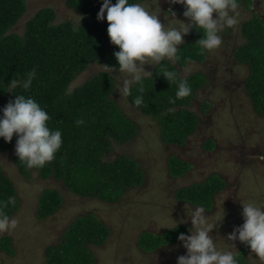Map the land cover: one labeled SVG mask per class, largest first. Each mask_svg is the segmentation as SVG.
Listing matches in <instances>:
<instances>
[{
    "label": "trees",
    "instance_id": "trees-1",
    "mask_svg": "<svg viewBox=\"0 0 264 264\" xmlns=\"http://www.w3.org/2000/svg\"><path fill=\"white\" fill-rule=\"evenodd\" d=\"M102 2L67 0L66 5L80 17L77 22L67 19L55 23L54 9L40 8L25 21L22 32H18L14 27L27 10V3L25 0H0V108L14 100L16 95L33 97L49 113L51 119L48 126L60 129L63 141L55 158L38 169L26 167L16 156L15 134L10 142L0 138V151H14L12 162L26 179L36 172L42 179L52 177L62 181L71 193L81 198L97 197L103 202H118L128 189L145 182L140 163L131 156L118 154L109 160V154L116 155L118 147L136 137L137 125L113 98L114 79L108 73L99 71L86 80L80 79L82 81H78L77 85L74 82L91 64L118 67L113 53L119 48L110 43L108 21L97 19ZM257 16V22L250 18L242 23V40L230 48V53L236 64L245 65L248 70L243 84L251 107L257 114H264V18ZM201 35L195 25L191 27L186 42L178 48L179 59L175 63L163 60L155 66L151 77L143 81L142 93L133 84L130 94L123 97L156 122L160 140L164 144H183L200 123L201 116L190 107L196 100L197 92L203 90L208 73L200 70L181 76L179 68L205 60L207 51L199 54L195 44ZM221 37L224 46L227 38ZM33 69L35 77L31 87L25 90L19 82ZM165 69L174 70L178 77L187 80L192 88L188 97L176 99V84H169L164 78L161 71ZM138 95L143 97L140 105L134 103ZM211 104L203 100L198 109L203 114L202 111ZM78 119L84 123L77 125L75 122ZM213 145L211 139H207L203 148L209 150ZM191 167L189 162L176 154L167 155V176L172 180L183 176ZM224 186V179L211 173L203 180L174 188L173 195L179 201L208 211L213 207L215 194ZM9 197L13 199L3 211L11 217L17 212L20 200L11 178L0 168V200L8 201ZM62 200L57 189L44 187L37 200L38 217L44 219L54 214ZM174 228L179 234H185L187 230L186 225L171 229ZM171 229L161 234L145 231L137 239V245L144 251L155 250L158 242L172 240V235H166L167 230ZM108 236V227L96 214L78 216L55 244L46 246L43 263L95 264L96 258L89 246H102ZM1 237L6 238H3L0 248L12 253L13 250L10 251L8 247L10 237ZM238 243L235 252L237 259L240 264H247L246 252L250 249L244 243Z\"/></svg>",
    "mask_w": 264,
    "mask_h": 264
},
{
    "label": "rangeland",
    "instance_id": "rangeland-1",
    "mask_svg": "<svg viewBox=\"0 0 264 264\" xmlns=\"http://www.w3.org/2000/svg\"><path fill=\"white\" fill-rule=\"evenodd\" d=\"M66 1L25 0L27 10L14 29L22 32L25 21L43 7L54 9L55 23L67 19L77 22L80 18L78 13L69 8ZM253 2L245 0L243 4V0H240L237 23L230 28L225 27L219 33L227 38L226 44L207 51L206 63L187 64L179 68L181 76L200 70L206 72L208 80L213 84H207L203 90L197 92L196 100L190 109L199 114L201 120L196 130L181 145L164 144L160 140L156 122L123 98L124 95L120 94L117 88L122 86L126 77L118 73V67L106 72L114 79L113 98L138 128V133H134H137L136 137L118 147L116 155L109 154V160L118 154H127L140 163L145 178L143 185L128 189L118 202H103L97 197L81 198L71 193L62 181L52 177L42 179L36 172L26 179L18 173L12 162L14 151H0V168L11 178L20 200L17 212L11 217L16 220L15 227L0 233V236H11L8 247L10 251L13 250L8 253L4 248H0V264H44L43 252L46 246L55 244L69 224L76 217L86 213L96 214L109 229L107 241L102 246H89L96 258L95 264H176L177 257L186 254L187 250L178 239L180 234L175 228H171L174 225H186L185 235H190L192 224L189 214L194 207L200 206H191L175 199L173 190L178 186L203 180L211 173L224 179L225 186L215 194L211 210H204L206 221L215 225L209 234L220 247L236 252L239 240L228 239V234L234 227L243 223L240 200L264 204V114H257L253 110L248 96L242 92L243 96L235 94L239 91V82L232 88L228 87L230 80H243L248 72L245 65L231 61L230 53V48L242 40V23L250 18L257 22L255 17H258V14L264 18V0ZM140 3L151 11H160L159 19L164 24L171 19L169 9L176 13L177 19L187 23V18L182 15L183 5L179 3L172 4L170 0H158V4L156 0H143ZM179 20L173 18L172 22L179 24L182 22ZM187 36L188 34L184 36V41ZM101 65L91 64L78 76V80H74L75 85L99 71L105 72ZM155 66L147 63L144 65L152 74ZM223 82H227V85ZM225 89L228 90L227 93L224 92ZM203 100H211L212 106L202 111V114L198 107ZM207 139L219 146L216 152L207 153L212 149L203 148ZM169 154H176L192 166L185 175L175 180L167 176ZM44 187L57 189L63 200L57 212L40 219L36 207ZM222 215V220L218 222ZM166 229H171L167 230L166 235H172V240L158 242L155 250L144 251L137 245L141 233L148 231L161 234ZM3 238L6 237L0 238V247L4 242ZM149 245L153 248V245ZM249 251L246 252L247 264H251ZM252 255L256 258L254 253ZM256 264H259V261H256Z\"/></svg>",
    "mask_w": 264,
    "mask_h": 264
},
{
    "label": "clouds",
    "instance_id": "clouds-1",
    "mask_svg": "<svg viewBox=\"0 0 264 264\" xmlns=\"http://www.w3.org/2000/svg\"><path fill=\"white\" fill-rule=\"evenodd\" d=\"M156 3L158 4V0ZM170 3L183 5L182 15L187 18V23L177 19L176 13L171 9V19L164 24L159 19L160 11H151L138 0H115V3L103 0L97 19L108 21L107 35L110 43L119 48L113 55L118 64V73L126 77L122 86L117 88L120 94L129 95L133 84L138 86V92L144 91L143 81L152 75L145 69L146 63L159 65L165 59L173 62L178 60V48L186 42L184 36L193 25L202 33L195 44L199 54H203L218 48L222 43L219 33L225 27L230 28L237 23L238 0H170ZM165 18L167 19L166 16ZM173 18L182 22L175 24L172 22ZM101 67L105 72L113 71V66ZM161 73L169 84H176V99H183L192 93L187 80L178 77L176 71L165 69ZM35 74V69L27 72L19 82L20 86L25 90L29 89ZM241 81L244 82V79ZM239 90L248 96L244 91V84ZM142 102V95L134 100L136 105ZM50 119L49 113L33 97L22 94L16 95L14 100L0 108V138L10 142L13 135H16L15 154L30 169H38L51 162L62 146V133L60 129L48 126ZM75 123L80 125L84 121L78 119ZM210 152L212 150L207 151ZM12 199L9 197L8 201L0 200V233L10 231L16 225V220L3 211ZM240 203L243 223L234 227L228 234V239H238L250 249L248 258L251 264H256V261L264 264V204L243 200ZM203 213L202 207H194L189 214L191 234L181 233L178 237L187 251L177 257L176 264H240L236 253L220 247L209 234L215 225L208 223ZM223 215L218 218V222ZM253 253L256 258H253Z\"/></svg>",
    "mask_w": 264,
    "mask_h": 264
},
{
    "label": "flooded vegetation",
    "instance_id": "flooded-vegetation-1",
    "mask_svg": "<svg viewBox=\"0 0 264 264\" xmlns=\"http://www.w3.org/2000/svg\"><path fill=\"white\" fill-rule=\"evenodd\" d=\"M254 1V0H253ZM256 1V0H255ZM254 3V2H253ZM254 5V4H253ZM254 10H256V9H254ZM259 15V14H258ZM260 16V15H259ZM231 61H232V59H231ZM204 62L206 63V61L204 60V61H201V62H195V64H204ZM192 63V62H191ZM234 79H236V78H234ZM237 82H239L238 83V87H241V85L243 84V82L241 81V80H230V82H228V87H230V88H232L233 87V85L235 84V83H237ZM224 84L225 83H227V82H223ZM212 85L213 86V84H212V82H211V80H207L206 81V83H205V85L203 86V88H205V86L206 85ZM225 85H227V84H225ZM202 88V89H203ZM219 89V91H220V87L218 88ZM224 92H228V90L227 89H225L224 90ZM241 92H242V90H239L238 92H236L235 94L237 95V96H243L242 94H241ZM220 94H221V96H223L224 95V93L221 91L220 92ZM233 95H234V93H233ZM232 96V95H231ZM206 97V96H205ZM205 99H207V98H205ZM209 101V100H208ZM210 102H211V100H210ZM212 103V102H211ZM211 106H212V104H211ZM210 106V107H211ZM217 149H219V146L217 145V144H214V146H213V148H212V151H214V152H216L217 151ZM186 174V173H185ZM184 174V175H185ZM181 177V176H180ZM11 237V236H10Z\"/></svg>",
    "mask_w": 264,
    "mask_h": 264
},
{
    "label": "bare ground",
    "instance_id": "bare-ground-1",
    "mask_svg": "<svg viewBox=\"0 0 264 264\" xmlns=\"http://www.w3.org/2000/svg\"><path fill=\"white\" fill-rule=\"evenodd\" d=\"M7 176H8V175H7ZM61 205H62V204H61ZM58 209H59V208H58ZM58 209H57L55 212H57V211H58ZM55 212H54V213H55ZM36 213H37V209H36ZM11 217H12V216H11ZM11 217H10V218H11ZM237 249H238V248H237ZM236 251H237V250H236ZM153 253H154V252H153ZM246 259H247V258H246Z\"/></svg>",
    "mask_w": 264,
    "mask_h": 264
}]
</instances>
